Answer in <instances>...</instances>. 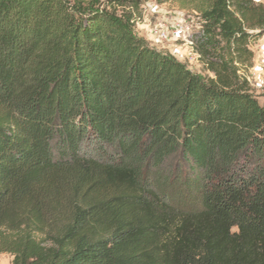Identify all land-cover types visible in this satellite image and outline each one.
Instances as JSON below:
<instances>
[{
	"label": "trees",
	"instance_id": "16d2710c",
	"mask_svg": "<svg viewBox=\"0 0 264 264\" xmlns=\"http://www.w3.org/2000/svg\"><path fill=\"white\" fill-rule=\"evenodd\" d=\"M179 1L200 72L139 36L137 0H0L11 264H264V1Z\"/></svg>",
	"mask_w": 264,
	"mask_h": 264
},
{
	"label": "rangeland",
	"instance_id": "374dc122",
	"mask_svg": "<svg viewBox=\"0 0 264 264\" xmlns=\"http://www.w3.org/2000/svg\"><path fill=\"white\" fill-rule=\"evenodd\" d=\"M137 1L139 3L138 13L141 17V22L136 26L139 36L145 39L150 46L168 53L166 47L169 46L177 60L185 63L195 72H200V66L191 60L189 47L191 37L199 32L194 13L185 9L179 0ZM263 1L256 2L262 3ZM162 34L163 37H161ZM257 43L258 41L251 46V50ZM259 101L262 102L263 99L259 98ZM11 263L12 257L9 254H0V264Z\"/></svg>",
	"mask_w": 264,
	"mask_h": 264
},
{
	"label": "crops",
	"instance_id": "0c3cea01",
	"mask_svg": "<svg viewBox=\"0 0 264 264\" xmlns=\"http://www.w3.org/2000/svg\"><path fill=\"white\" fill-rule=\"evenodd\" d=\"M255 1L260 2V0ZM166 48L169 53L174 56L169 46ZM252 51L254 53L253 66L250 71L252 86L256 95L264 94V37L258 41V43L252 48Z\"/></svg>",
	"mask_w": 264,
	"mask_h": 264
},
{
	"label": "built area",
	"instance_id": "2783aa9c",
	"mask_svg": "<svg viewBox=\"0 0 264 264\" xmlns=\"http://www.w3.org/2000/svg\"><path fill=\"white\" fill-rule=\"evenodd\" d=\"M163 36H164V35L162 34L161 37H163ZM189 44H190V43H189ZM189 47H190V45H189ZM190 53L193 55V56H192V60L195 61L196 64H197L196 56L192 53L191 49H190ZM250 82H251V77H250ZM251 84H252V82H251Z\"/></svg>",
	"mask_w": 264,
	"mask_h": 264
}]
</instances>
